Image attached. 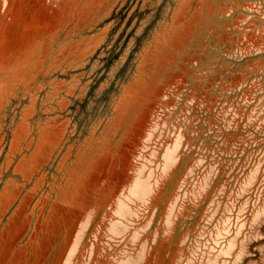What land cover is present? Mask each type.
<instances>
[{
    "label": "rangeland",
    "instance_id": "obj_1",
    "mask_svg": "<svg viewBox=\"0 0 264 264\" xmlns=\"http://www.w3.org/2000/svg\"><path fill=\"white\" fill-rule=\"evenodd\" d=\"M0 264H264V0H0Z\"/></svg>",
    "mask_w": 264,
    "mask_h": 264
}]
</instances>
